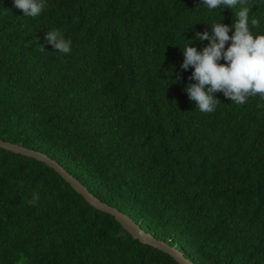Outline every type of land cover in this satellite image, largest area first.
Wrapping results in <instances>:
<instances>
[{"label":"trees","instance_id":"obj_1","mask_svg":"<svg viewBox=\"0 0 264 264\" xmlns=\"http://www.w3.org/2000/svg\"><path fill=\"white\" fill-rule=\"evenodd\" d=\"M199 3L47 0L33 18L0 0V140L48 155L195 264H264V100L217 93L201 113L188 99L186 39L239 10ZM249 3L264 34V4ZM52 29L70 54L45 43ZM0 264L179 263L46 163L0 148Z\"/></svg>","mask_w":264,"mask_h":264},{"label":"clouds","instance_id":"obj_2","mask_svg":"<svg viewBox=\"0 0 264 264\" xmlns=\"http://www.w3.org/2000/svg\"><path fill=\"white\" fill-rule=\"evenodd\" d=\"M14 6L22 11V16L38 17L47 7V0H13ZM264 4V0H257ZM209 10L234 9L236 20L231 25L211 24V32H195L190 43L181 48L183 62L181 69H192L184 91L188 99L195 103L201 113L216 110L219 99L216 94L230 99L237 106L245 105L250 97L259 96L264 100V34H254L253 29L260 26L258 19L249 20L252 5L249 0H200ZM231 32V35L229 33ZM45 43L50 44L55 53H71L72 41L59 29L45 34ZM208 41L198 50L195 41ZM41 51H46L39 44ZM227 45V46H226ZM264 108V105H259ZM38 198V197H37Z\"/></svg>","mask_w":264,"mask_h":264},{"label":"water","instance_id":"obj_3","mask_svg":"<svg viewBox=\"0 0 264 264\" xmlns=\"http://www.w3.org/2000/svg\"><path fill=\"white\" fill-rule=\"evenodd\" d=\"M0 148L46 163L51 168L55 169L59 174H61L62 177L93 207L114 216L116 220L133 236L135 240H138L145 245L153 246L154 248L171 255L179 264H195L176 247L171 246L165 241L157 239L153 234L142 229L141 226L132 217L100 200L90 192L88 187H86L75 176L70 174L64 167H62L57 161L53 160L48 155L4 140H0Z\"/></svg>","mask_w":264,"mask_h":264}]
</instances>
